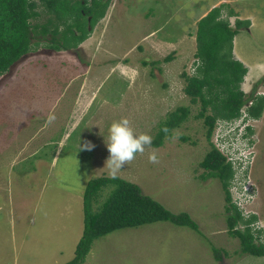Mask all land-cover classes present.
<instances>
[{"label": "rangeland", "instance_id": "374dc122", "mask_svg": "<svg viewBox=\"0 0 264 264\" xmlns=\"http://www.w3.org/2000/svg\"><path fill=\"white\" fill-rule=\"evenodd\" d=\"M221 3L224 12L253 23L238 30L239 52L264 62V0H110L107 15L78 49L40 45L0 77V264L70 261L84 227L78 192L94 178L112 177L105 166L111 124L127 118L137 135L153 140L180 106L190 108L189 118L116 176L171 212L188 213L199 232L170 222L118 230L97 239L83 264H264V256L241 253L230 236L220 180L201 178L210 144L197 116L201 105L184 92L197 22ZM237 17L229 18L233 27ZM171 54L174 60L166 62ZM258 80L241 87L249 93ZM250 123L246 178L238 173L230 192L234 198L249 192L252 202H244L258 213L255 227L264 233V113ZM215 135L211 142L227 158L244 147L230 130L217 141ZM153 150L158 163L149 162Z\"/></svg>", "mask_w": 264, "mask_h": 264}, {"label": "trees", "instance_id": "16d2710c", "mask_svg": "<svg viewBox=\"0 0 264 264\" xmlns=\"http://www.w3.org/2000/svg\"><path fill=\"white\" fill-rule=\"evenodd\" d=\"M109 7L110 0H0V77L40 45L59 52L78 49L106 16ZM224 11L225 5L214 7L197 22L195 56L199 62L195 63L192 75L182 74L186 82L184 92L192 104L200 103L201 111L197 116L204 119L210 144L200 163L205 170L201 178L220 180L225 193L228 232L239 240L241 253L262 257L264 243L260 236L263 230L252 229L257 215L245 217L233 203L230 187L236 170L232 161L211 142L214 132L215 136L222 130L232 132L236 122L247 127L245 137L253 134L244 113L254 120L264 113V96L256 94L258 87L264 85V76L246 93L241 85L248 69L233 54L234 37L242 24L249 26L250 22L237 21L232 28L227 19L221 18ZM228 12L234 15L232 9ZM173 60V54L165 58L166 62ZM190 112V108L184 106L170 112L159 124L151 146H162L165 138L171 137L172 131L189 118ZM217 127H221V131H217ZM181 139L188 141L189 137L181 136ZM104 190L109 192L106 199L100 201ZM78 193L82 196L83 233L75 256L65 264H83L97 239L122 229L170 222L199 232L198 224L188 213L171 212L143 194L139 185L119 176L94 178ZM71 196H76L74 191ZM214 250L216 258L220 259L218 251Z\"/></svg>", "mask_w": 264, "mask_h": 264}, {"label": "clouds", "instance_id": "9594fccd", "mask_svg": "<svg viewBox=\"0 0 264 264\" xmlns=\"http://www.w3.org/2000/svg\"><path fill=\"white\" fill-rule=\"evenodd\" d=\"M220 5H225V4L221 3ZM225 6H227V5H225ZM214 7H217V6H214ZM214 7H212V8H214ZM228 14L229 13L223 12L221 18L227 19L232 28L236 27L237 21H246V20L238 18L235 14L234 15H228ZM230 17H237V19L234 22L235 27H233V24L229 19ZM247 21H249V19ZM249 22L251 25V21H249ZM250 25L245 26V29L251 28L252 26L250 27ZM240 29H243V27ZM237 34H238V32H237ZM237 34H236V36H237ZM235 37H234V39H235ZM233 54H234V49H233ZM196 62L197 63L199 62L198 58H195V60L193 61V63L190 66L191 71H192L191 74H193L195 71V66L197 65V64H195ZM256 94L264 96V90H258ZM251 104H252V102L248 103L247 107H249ZM244 114H246L245 117L247 118V121H248L247 125L251 126L252 124L250 122H251L252 118H248L247 112ZM239 124L240 123L236 122L234 125L235 129L232 132L230 131V133L234 136V139L240 145L243 144L244 147H242L238 152L236 151V153L232 156L234 159L237 160V163H238V165L236 167L233 164V166L236 170L235 176L238 173H243L241 175H242V180H244L246 178V177H244V175H245V172L247 171V167H246L247 163L246 162H247V159L249 156L245 152H247L251 147L252 142H251V136L250 135H252V134L245 137L247 135V132H248L247 127H245L241 124L239 125ZM235 130H236V132H234ZM164 131H167V129H165ZM221 137H222L221 133H218L216 136V141L218 138H221ZM151 145H152V137L150 135H147V134L137 135L134 132L133 128L131 127V122L127 118H122L119 121L113 122L109 128V136H108V142H107V149H108V152L110 155H109V158H108L106 165H105L109 169L110 175L113 178H115L117 173L122 169V167L124 165L130 164L136 158L137 154L143 155L145 150H146V147H151ZM85 147L87 150L91 151L94 148V145L89 143V144H86ZM230 156H231V154H230ZM230 156H228V158ZM230 161H232V160H230ZM149 162L150 163H158L159 162L158 157L155 154V150H153V152L149 155ZM234 179H235V177H234ZM241 193L243 194V197L242 198L237 197V198H239V200L245 199V201H246V199H248V198H246L245 196L250 195L249 192H241ZM232 197H233V203L239 208V210L243 213V215L245 217H249L250 215H253V214L258 216V213H255V211L248 210L247 204L244 203V205L241 207L239 204L240 203L239 200L237 198H234V195H232ZM249 202H252V199L249 198L247 200V203H249ZM245 211H251L250 215L249 216L245 215L244 214ZM255 222L252 224L253 231L261 230V229H258L255 227ZM260 237H261V242L264 243V233H262V235Z\"/></svg>", "mask_w": 264, "mask_h": 264}, {"label": "crops", "instance_id": "0c3cea01", "mask_svg": "<svg viewBox=\"0 0 264 264\" xmlns=\"http://www.w3.org/2000/svg\"><path fill=\"white\" fill-rule=\"evenodd\" d=\"M253 23H251L250 27L252 26ZM239 34V33H238ZM238 34L234 39V56L237 60L243 62L245 66L248 68L247 75L245 77L244 83L247 81V79L251 78V82H254L261 77L264 76V62H250L244 55H242L239 52V48L237 46V39H238ZM243 83V84H244ZM79 111V110H78ZM37 211H35L36 213Z\"/></svg>", "mask_w": 264, "mask_h": 264}, {"label": "built area", "instance_id": "2783aa9c", "mask_svg": "<svg viewBox=\"0 0 264 264\" xmlns=\"http://www.w3.org/2000/svg\"><path fill=\"white\" fill-rule=\"evenodd\" d=\"M229 159L232 160V163L234 164L235 167L238 165L237 160L234 159L233 156H230ZM241 200H242V201H241L239 204H240V206L242 207V206L244 205V203H245V202H244L245 199H241ZM247 200H248V199H246V201H247ZM250 213H251V211H245V212H244V214H245V215H248V216L250 215Z\"/></svg>", "mask_w": 264, "mask_h": 264}]
</instances>
